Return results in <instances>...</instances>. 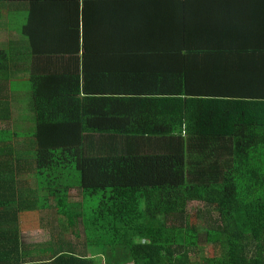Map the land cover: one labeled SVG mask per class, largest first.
<instances>
[{"label": "trees", "instance_id": "1", "mask_svg": "<svg viewBox=\"0 0 264 264\" xmlns=\"http://www.w3.org/2000/svg\"><path fill=\"white\" fill-rule=\"evenodd\" d=\"M32 1L46 8L39 13L47 10L54 15L50 28L54 38L65 26L69 33L80 35L85 45L90 33L95 35L89 28L95 25L88 20L90 11L117 3ZM120 1L126 9L143 2ZM168 1L169 7L174 6L169 9L168 34L175 51L180 35L186 45V27L179 20L194 0ZM125 13L121 34L100 49L106 52L105 61L117 42L122 51L125 42L127 50L142 46L127 40L132 29L127 27L128 9ZM55 27L60 28L55 32ZM107 37L111 38V31ZM3 55L7 56L0 51L2 65ZM124 59L110 76L98 68L87 78L32 76L24 90L32 97L31 105L20 103L24 96L14 88L23 87L4 69L0 264H264V98L254 102L255 108L249 102L235 107L241 112L236 118L241 119L233 122L230 134L241 135L229 139L231 152L218 163V155L194 154L189 145L183 153H134L126 138L122 146L127 144L133 153H123L124 149L117 151L114 146L120 141L104 143L98 135L173 134L183 131L186 119L190 128L189 107L177 99L188 72L176 77L170 71L163 86L154 91L141 85L138 75L145 74L125 67ZM124 73L137 74L140 84L133 95L127 90L103 91L99 86L105 77ZM18 109L22 111L19 120L15 118ZM215 140L202 139L200 144ZM75 191L82 201H71ZM52 211L57 212L56 218L42 217L34 227L44 230L39 243L24 244L20 217ZM201 218L204 226L199 224Z\"/></svg>", "mask_w": 264, "mask_h": 264}, {"label": "crops", "instance_id": "2", "mask_svg": "<svg viewBox=\"0 0 264 264\" xmlns=\"http://www.w3.org/2000/svg\"><path fill=\"white\" fill-rule=\"evenodd\" d=\"M41 6L37 7L32 0H0V51L7 55L2 58L4 65L0 64V86L5 68L9 69L12 81L19 83H29L32 76L38 75H84L87 78L95 68L102 75L110 76L123 57L125 67L145 74L138 75L141 85L154 91L163 86L170 71H175L176 77L188 72L182 78H185L183 88L179 87L183 94L177 99L189 107L186 114L190 128L186 119L183 131L173 134H144L138 138L115 133L98 135L110 144H114L112 140L120 141V145L114 144L117 151H129L127 144L122 146L126 139L133 144L134 153L139 150L146 155L183 153L186 145L190 150L194 147L195 151L202 146V139H216L214 145L221 148L216 155L222 157L231 152L229 139L241 135L230 134L236 124L233 122L241 119L236 118L241 112L235 111V107L241 102L252 105L263 102L259 100L264 98V0H194L183 19L179 18L184 29L186 27V45L180 35L176 38L175 51L168 34L169 9L174 6L169 7L168 0L132 3L127 8V27L132 29L127 40L142 46L136 51L127 50L125 42L122 51L117 42L115 51H111L112 56L106 61V52L104 55L100 49L111 44L112 36L121 34V27L125 26L122 21L127 20L124 18L127 9L121 7L120 0L115 6L90 11L88 20L92 19L95 25L89 28L95 35L90 33L87 45L80 35L69 33L65 26L60 30L55 27L59 36L54 38L50 30L54 15L47 14V10L39 13V9H46ZM108 31L111 38H105ZM109 39L111 42L107 43ZM8 60L9 65L5 62ZM136 75L124 73L122 77L111 79L108 76L99 86L103 91L127 90L133 95L132 91L140 84ZM57 215L55 211L41 212L39 218H56ZM37 231L44 234L43 229Z\"/></svg>", "mask_w": 264, "mask_h": 264}, {"label": "rangeland", "instance_id": "3", "mask_svg": "<svg viewBox=\"0 0 264 264\" xmlns=\"http://www.w3.org/2000/svg\"><path fill=\"white\" fill-rule=\"evenodd\" d=\"M29 84L30 83H28V82H22L21 83V86L23 87L22 90L14 88V90L21 92L20 94H22L24 96V98L20 102L24 105H31V103H32V97H31L30 93L27 91H24V90L28 89ZM25 111H28V109L25 108ZM21 114H22V111L18 109L16 112V115H15V118L19 120ZM103 141H104V143H109V140L103 139ZM202 143L205 144V141H202ZM214 143H215V141H210V143H207L205 145L200 146L199 149L198 148L195 149V151H193V153L200 155L201 151H202V152L207 153L208 155L212 154L214 157L217 153H219V151L221 149L220 146H215ZM160 146L164 147L163 144H160ZM193 149H194V147H193ZM129 152L130 151H128V153ZM130 153H133V152H130ZM136 153H141V151L138 150ZM223 156H224V154H223ZM220 157L221 156H219V157L216 156L215 159H219ZM215 165H216V163H215ZM74 195H75V197L71 198V201H82V197H77V195H79V192L75 191ZM39 217H40L39 214H28V215H25L23 217H20V219H21L20 224H21V227L23 229L22 234H21V240L24 244L28 245V244L39 243L38 241L42 237L43 233L39 234V231H37V233H36V229H34V227H36V225L39 223V219H40ZM200 220L201 221H199V224L204 226V220L202 218ZM37 230H39V229H37Z\"/></svg>", "mask_w": 264, "mask_h": 264}]
</instances>
